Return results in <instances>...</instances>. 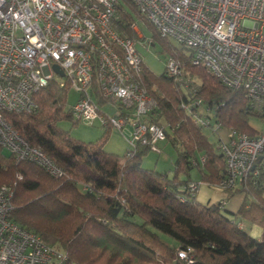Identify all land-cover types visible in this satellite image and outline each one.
<instances>
[{
	"label": "trees",
	"instance_id": "1",
	"mask_svg": "<svg viewBox=\"0 0 264 264\" xmlns=\"http://www.w3.org/2000/svg\"><path fill=\"white\" fill-rule=\"evenodd\" d=\"M133 18L126 13L119 22L136 38L129 28ZM153 36L167 54L166 62L173 58L181 72L169 75L165 67L159 74L145 65L142 75L155 100L148 119L165 128V141L176 152L171 171L142 165L152 150L148 144L138 143L131 154L130 148L123 153L106 150L112 127H104L97 140L74 137L60 125L63 120L79 122L71 114L70 86L50 81L33 94L32 108L6 117L61 173L54 176L33 161H16L0 145V187H10V217L64 250L76 264H264L263 174L251 172L224 187L223 201L204 203L198 188L190 186L218 184L225 176L216 124L255 135L259 128L250 118L260 115L244 88L230 87L193 64L183 45L156 31ZM196 116L202 120L197 122ZM194 169L199 180L192 178ZM237 193L243 201L231 211L224 201ZM244 221L259 226V235L246 230ZM180 248L188 250V257L179 256Z\"/></svg>",
	"mask_w": 264,
	"mask_h": 264
},
{
	"label": "built area",
	"instance_id": "2",
	"mask_svg": "<svg viewBox=\"0 0 264 264\" xmlns=\"http://www.w3.org/2000/svg\"><path fill=\"white\" fill-rule=\"evenodd\" d=\"M126 13L134 16L129 28L136 38L145 36L141 23H147L187 48L193 64L230 87L245 89L263 127L255 135L231 128L224 136L216 124L226 161L218 186H234L251 172L264 176V0H0V145L16 161H33L54 176L61 173L6 117L32 108L33 94L57 81L77 93L70 105L76 120L126 128L128 154L138 143L161 150L166 130L148 119L155 100L142 84L145 65L136 38L120 25ZM166 72L181 74L173 58ZM99 99L115 104L116 112L100 108ZM11 210L10 187L1 186L0 264H76L64 250L13 220ZM178 254L186 258L188 250L180 248Z\"/></svg>",
	"mask_w": 264,
	"mask_h": 264
},
{
	"label": "rangeland",
	"instance_id": "3",
	"mask_svg": "<svg viewBox=\"0 0 264 264\" xmlns=\"http://www.w3.org/2000/svg\"><path fill=\"white\" fill-rule=\"evenodd\" d=\"M142 28L144 31L143 38H136V47L139 50V53L142 56L144 65L148 66L151 70L156 73H162L166 67L167 54L162 50V45L158 39H155L153 36L154 30L147 24L142 22ZM173 44L181 46V44L177 43L175 40H172ZM186 52H189L187 48H185ZM77 98V93L71 89L69 92V101L72 103ZM100 108L106 110L109 113L116 112L117 108L115 104L113 105L111 102L107 101L100 104ZM250 124L255 128H262L263 123L260 117L252 116L250 118ZM60 125L70 130V133L79 139H83L85 141L97 140L101 137L102 132L104 130V126L99 124H89L85 122L79 121L77 124H73L70 120H63L60 122ZM222 135H226V132H220ZM127 129L120 130L118 128H112L109 132L108 139L104 145V148L108 151L123 153L127 148H131L129 141L127 140ZM213 139V136H210ZM160 146L162 149L160 151L150 150L142 159V165L148 168H156L160 171H171L174 166V160L176 157V152L172 145L168 141H163ZM200 172L198 169H194L192 171V177L195 180L200 179ZM212 186L218 187V184H213ZM198 192L199 199L206 203L208 198L212 194L211 187L205 182H200L198 184ZM245 229L248 230L251 234L257 235L258 231L261 228L257 225L251 224L248 221H244ZM253 227V228H252ZM166 239H169L165 236ZM170 243H174L172 240H169Z\"/></svg>",
	"mask_w": 264,
	"mask_h": 264
},
{
	"label": "crops",
	"instance_id": "4",
	"mask_svg": "<svg viewBox=\"0 0 264 264\" xmlns=\"http://www.w3.org/2000/svg\"><path fill=\"white\" fill-rule=\"evenodd\" d=\"M226 130H227L226 128H222L221 131H223L225 133V132H227ZM206 184H208V183H206ZM208 185L211 187L212 194L208 198V201L207 202H214V201H218V200H221L222 201V200L225 199L226 193L222 189H220L218 187H215V186H212L210 184H208ZM197 197H199V192L198 191H197ZM243 197L244 196H243L242 193L235 194L230 199H226L224 201L225 207L227 209L231 210V211H236L239 208L240 204L242 203ZM259 233H260V231H258V234L257 235H259Z\"/></svg>",
	"mask_w": 264,
	"mask_h": 264
},
{
	"label": "water",
	"instance_id": "5",
	"mask_svg": "<svg viewBox=\"0 0 264 264\" xmlns=\"http://www.w3.org/2000/svg\"><path fill=\"white\" fill-rule=\"evenodd\" d=\"M54 68L57 72H59L60 74H63V71L59 68V66L56 64L54 65Z\"/></svg>",
	"mask_w": 264,
	"mask_h": 264
}]
</instances>
